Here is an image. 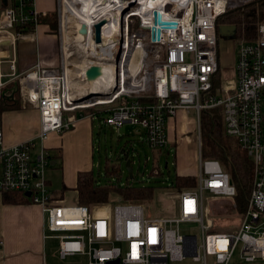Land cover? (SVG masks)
I'll list each match as a JSON object with an SVG mask.
<instances>
[{
	"label": "built area",
	"instance_id": "obj_1",
	"mask_svg": "<svg viewBox=\"0 0 264 264\" xmlns=\"http://www.w3.org/2000/svg\"><path fill=\"white\" fill-rule=\"evenodd\" d=\"M15 1L16 7L8 6L0 18V30L13 44L31 34L19 33L18 23L37 28L40 19L47 17L33 8L34 0ZM109 1L105 6L112 11L102 7L92 27L87 26L100 63L73 64L70 70L76 65V73L70 71L68 76L64 44L72 33L66 25L72 14L60 8L61 66L38 64L13 78L24 104L39 111L41 131L39 144L31 140L9 147L0 131V193L23 194L41 207L44 240L58 241L62 259L80 255L87 257L88 264H264V8L256 38L239 40L234 79L223 78L213 92V79L220 70L218 20L256 0ZM114 19L117 27L106 31ZM104 20L108 21L102 27V43L97 44L94 26ZM81 28L79 24L73 32L76 40L82 36ZM149 48L163 52L153 71L144 65ZM102 64L114 67L115 80L107 90L113 97L80 103L90 85L87 71ZM68 77L76 88L73 94ZM94 107L104 108L100 113L108 115L105 124L114 131L141 127L146 144L159 151L169 147L168 121L179 111L194 110L200 132L201 112L221 107L226 135L236 139L254 166L252 191L238 228L231 233L213 231L205 193L235 205L237 189L219 161L203 159L201 146L196 186L175 195L177 216L157 218L149 213L146 202L121 199L107 211L78 204L61 206L46 178L53 156L45 142L52 133L73 130L84 117L80 111ZM183 224L199 225L201 242L192 232H183ZM235 258L240 262L233 263Z\"/></svg>",
	"mask_w": 264,
	"mask_h": 264
},
{
	"label": "rangeland",
	"instance_id": "obj_2",
	"mask_svg": "<svg viewBox=\"0 0 264 264\" xmlns=\"http://www.w3.org/2000/svg\"><path fill=\"white\" fill-rule=\"evenodd\" d=\"M66 1L70 2L71 0H60V5L58 7V11L56 12L58 28L55 30V33L58 35L60 24L59 10L61 8V10L69 11L67 9ZM73 8L77 11L83 10L84 5L74 4ZM68 13H71L72 15L70 14L71 16H69L68 19L69 22L66 25L69 27L68 31L72 33L70 34V38L66 40L67 42L65 43H68L67 45L71 49L76 50V48H78L82 52L81 47L83 42L80 40V38L76 40L73 33L76 30L77 25L80 24L79 20L77 16L71 11ZM221 27L224 26L220 25L218 28L221 74L223 78H227V80L230 81L234 79L235 76V63L239 40L235 38V35L232 31L229 32V30H225V32L221 34ZM0 40L12 42V38L9 37L7 33H2V30H0ZM6 48L7 45H0V61L3 60L5 54L9 53V50H3ZM81 52L79 54H82ZM80 58L81 55L78 59H76L77 63L81 60ZM162 59L163 52L149 48V56L144 62V65L148 70L153 71L159 62L162 61ZM135 63L138 64L139 62ZM76 69V65L72 67V74L76 73ZM2 71L4 74L8 73L9 67L4 66ZM72 74L71 77H73ZM81 92L84 94V91ZM2 96L3 95H1V97ZM23 105L26 107L29 106L25 105L24 102ZM102 108L103 107H97L96 110ZM102 110L95 112L96 116L94 124L96 144L93 160L91 161L92 166L90 169L94 173V178L98 179L104 185L112 183L116 186L121 185L122 188H126V186H131L135 189L153 188V199L150 202H146L149 213L157 218L177 216L179 208L178 202L175 199V195H177L178 191L173 188V184L176 183V178L179 175H185L188 173L194 175L198 174L200 146L201 153H204L205 144L204 137L202 138L201 124L200 132L197 130L196 133H191L194 126L195 112H188L187 115L181 117L182 120L178 118L180 125L181 123H184V129H186V134L184 133L185 138L184 136L181 137V143L178 142L177 146L170 144L166 149L159 151L151 149L146 144L145 133L141 127L125 126L119 131L111 132L110 127L105 124V119H107L108 115L106 113H100ZM223 126L225 128V123ZM179 133L180 130H177V134ZM225 136L229 139L231 144H238L236 139L228 137L227 135ZM179 137L180 136L178 135V138ZM122 150L126 151V154L129 156V160L131 161V167L133 170L132 177H130V173L126 167L125 155L122 154ZM81 158L82 156L79 155L78 151H74L66 156V163L75 166L81 162ZM203 159L206 160L207 158L203 156ZM57 161L58 163L57 166H55V169L48 170V168H51V165H49V167L46 169V177H48L49 171L56 172L53 174V177L58 184V182H62V174L60 172L62 160L57 159ZM166 163H168L167 168ZM109 164H118L120 166V172L118 176L107 175L106 167ZM49 177H52V174L50 175L49 173ZM61 192L62 194L55 193V199L61 201V206H73L76 204L75 199L77 194L74 190L68 189L66 191L62 190ZM116 196L117 195H111V202L102 206V211H107L110 207H114V204H116L118 199ZM228 202L229 201L227 199H211V195L205 193V206L210 209V216L208 218L214 220L215 228L218 227L225 229L218 230L217 232L231 233L235 231L241 223L242 214L238 212L236 199L235 205L229 204ZM221 207L225 210L223 211ZM181 230H183V232H192L194 235H197L199 242H201L202 232L199 225L183 224ZM46 256L47 264H88L87 257L80 255L62 259L58 249V241L53 239H50L46 242ZM239 262L240 261L237 258H235L233 261V263ZM190 263L191 261H187L183 264ZM212 263L213 262L210 261V264Z\"/></svg>",
	"mask_w": 264,
	"mask_h": 264
},
{
	"label": "crops",
	"instance_id": "obj_3",
	"mask_svg": "<svg viewBox=\"0 0 264 264\" xmlns=\"http://www.w3.org/2000/svg\"><path fill=\"white\" fill-rule=\"evenodd\" d=\"M8 4L11 0H7ZM0 18L2 17L3 0H0ZM58 0H34L33 8L42 14H54L58 11ZM0 45H7L9 50L0 61V82L4 87L13 83V78L23 75L34 69L38 64L45 68H58L61 66V39L50 25L39 24L28 38L12 42L0 40ZM7 53V52H6ZM12 64L15 69H11ZM9 67L8 73H3L2 68ZM0 89V97L3 95V88ZM27 108V109H26ZM19 111L6 112L3 115L0 131L4 134V144L13 146L16 144L35 140L37 144L41 131L40 113L33 106L29 105ZM187 111H179L178 114L168 121V138L170 144L177 146L181 143L186 129L184 123L180 125L179 119L187 115ZM179 115V117H178ZM95 117L79 118L76 127L64 134L52 133L45 142V147L53 156L51 168L57 166V159L62 160L61 180L57 184L54 180V171H49L52 177L47 181L54 196L55 193L62 194V190H74L77 185L79 172L91 171V161L95 150ZM177 130L180 133L177 134ZM198 130V118L195 112L194 126L191 133ZM185 133V134H184ZM178 135L180 136L178 138ZM78 151L82 156L81 162L77 165L66 163V156ZM54 162V163H53ZM47 170V171H48ZM183 177L197 176L191 173L179 175ZM60 201V200H59ZM45 215L41 207L33 204L5 205L2 202L0 193V264H47L46 242L44 240Z\"/></svg>",
	"mask_w": 264,
	"mask_h": 264
},
{
	"label": "trees",
	"instance_id": "obj_4",
	"mask_svg": "<svg viewBox=\"0 0 264 264\" xmlns=\"http://www.w3.org/2000/svg\"><path fill=\"white\" fill-rule=\"evenodd\" d=\"M8 6L16 7V1L11 0ZM8 6L2 4L3 10ZM31 5L27 6L29 10ZM264 0H256L255 3L242 10L229 11L221 16L218 20V28L222 26L235 27V38L252 40L256 38L257 26L263 18ZM40 24L46 23L57 30L56 13L47 15L40 19ZM16 29L19 33L28 34L34 32L36 27L32 23H18ZM219 31V29H218ZM220 43V41H219ZM220 61V56H219ZM223 80L221 67L219 72L213 79V92L220 87ZM3 96L0 98V122L3 115L10 111H19L25 109L17 82H13L3 88ZM97 107L80 111L84 117H87L99 110ZM27 109V108H26ZM104 109V108H102ZM200 124L202 138L204 137V153L202 156L207 159L219 161L223 169L229 174L232 184L237 189V209L240 214L246 210L247 201L251 194L254 180L253 161L248 157L247 153L242 151L238 144H231L225 136L224 115L221 107L203 110L200 116ZM118 164H109L106 167L108 176H118ZM196 186V178L193 176L183 177L177 176L176 183L173 188L181 191L186 188H194ZM63 191H66L64 188ZM76 192V204L88 207L91 210L109 204L111 195H117L118 199L123 202H150L153 199V188L135 189L131 186L122 188L121 185L108 183L102 184L98 179L94 178L93 171L79 172L77 175V185L74 188ZM2 202L5 205H23L31 204L30 200L23 194L5 193L2 194ZM225 230L216 227L213 231Z\"/></svg>",
	"mask_w": 264,
	"mask_h": 264
},
{
	"label": "bare ground",
	"instance_id": "obj_5",
	"mask_svg": "<svg viewBox=\"0 0 264 264\" xmlns=\"http://www.w3.org/2000/svg\"><path fill=\"white\" fill-rule=\"evenodd\" d=\"M108 1L109 0H71L70 2L66 1V4H67V9L77 16L80 24H86L87 26L92 27L93 23L95 22V18L98 17L102 13L103 11L102 7L108 11H112V9H109L110 6H105ZM74 4L84 5V9L77 11L73 8ZM116 27H117L116 19H114V21L107 24L105 30L112 31ZM79 38L83 42V45L81 47L82 52L76 47H75L76 50H74V49H71L67 45V43L64 44V53H65L66 61H67L68 76L71 71L70 68L73 64H78V63L96 64L98 62L100 63L99 61L100 59H97V56H99V52L95 50L96 45L92 44L90 34L82 35ZM89 48H90V52L89 51L87 52V49ZM80 52L82 54H79ZM80 55H81V58H80L81 60L77 63L76 59H78ZM102 68L104 69L103 74L97 79H95L94 81L90 82L88 92H91L92 94H96L97 92L100 93V91L109 90L111 85L114 83L115 70H114L113 65L102 64ZM68 81H69L70 93L73 94L76 91L75 90L76 88L73 84H71L70 77H68ZM102 98L104 97H101V99Z\"/></svg>",
	"mask_w": 264,
	"mask_h": 264
},
{
	"label": "water",
	"instance_id": "obj_6",
	"mask_svg": "<svg viewBox=\"0 0 264 264\" xmlns=\"http://www.w3.org/2000/svg\"><path fill=\"white\" fill-rule=\"evenodd\" d=\"M3 3L5 6H8V2L7 0H3ZM157 16V14H155ZM108 20H104L102 22H99L98 24H96L94 26V31H95V42L97 44H101L102 43V27L107 23ZM221 30V34L225 32V30H229V32H233L235 34V27H230V26H224L220 28ZM156 31V30H154ZM80 33L82 35H87L88 34V27L86 24H82V28L80 30ZM158 38L160 37V32H158ZM104 72V69L101 66H92L90 67V69L87 71V80L90 83L91 81H94L95 79H97L98 77H100ZM113 93H110L109 91L105 90V91H100V93H96V94H92L91 92H86L78 101L80 103H89L92 101H99V100H106V99H111L113 97ZM101 97H104L101 99ZM111 132H114V130L112 128H110ZM122 154L125 155V160H126V167L128 168V171L130 173V177H132V167H131V161L129 160V156L126 155V151L122 150ZM54 163V162H53ZM54 165V164H52ZM27 196H30L29 194H27ZM116 264H118V262H116Z\"/></svg>",
	"mask_w": 264,
	"mask_h": 264
}]
</instances>
